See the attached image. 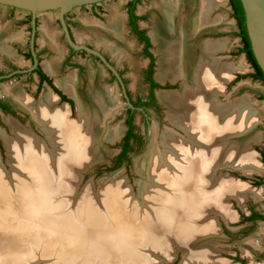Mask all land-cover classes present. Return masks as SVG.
I'll return each mask as SVG.
<instances>
[{
	"label": "bare ground",
	"instance_id": "6f19581e",
	"mask_svg": "<svg viewBox=\"0 0 264 264\" xmlns=\"http://www.w3.org/2000/svg\"><path fill=\"white\" fill-rule=\"evenodd\" d=\"M164 2V22L157 21L151 31L159 56L157 78L174 83L183 80L179 90H166L158 97L169 107L168 120L182 133L164 130L145 159L138 160L142 176L138 197L121 174L114 182L103 181L106 184L100 193L94 194L89 185L78 197L75 188L82 169L87 171L106 158L108 152L99 145L100 140H111L121 133L119 127L109 125L120 105L113 87L98 89L85 100L77 91L74 77L58 81L75 99L76 118L71 117L66 104L58 106L53 94L48 93L35 103L19 93V105L31 112L45 139L36 138L11 120L13 138L1 134L19 174L4 173L0 167V186L18 182L26 219L34 220L49 239L54 236L55 241L59 240L71 264H162L163 256L172 251L173 241L186 256L197 257L193 261L186 257L183 264H228L224 259L212 258L215 246L197 239H206L214 231V223L208 218L211 212L231 219L227 194L240 201L245 199L247 188L242 181L216 176L221 165L227 166L234 157L238 161L232 167L242 165L244 160L248 172L261 171L260 165L252 162L249 150L241 149L242 153L234 156L235 141L230 148L229 139H225L230 132L235 135L248 130L254 117L244 103L229 106L218 99L224 82L231 76L230 67L215 58L222 42L206 41L197 47L187 44L190 34L185 25L179 27L177 2ZM216 4L218 0L200 1L191 32L199 33L214 21L211 15ZM121 24L119 20L109 28L116 40L109 42L114 51L120 48ZM47 67L52 70L53 64L48 63ZM46 209L58 215L59 220L48 219ZM4 230L0 233L6 238L20 234L19 230ZM18 247L10 256L9 252L3 253L0 264H21L33 259L31 251L23 249L26 253H17Z\"/></svg>",
	"mask_w": 264,
	"mask_h": 264
},
{
	"label": "rangeland",
	"instance_id": "374dc122",
	"mask_svg": "<svg viewBox=\"0 0 264 264\" xmlns=\"http://www.w3.org/2000/svg\"><path fill=\"white\" fill-rule=\"evenodd\" d=\"M173 1L177 2L179 7L177 19L179 27L185 25L186 30H188V33L190 34L187 44L197 47L200 43L206 41L222 42L223 47L215 53V58L221 64L230 67L231 76L228 81L224 82V89L218 95V99L221 103H226L225 105L229 106L244 103L250 108L248 109L252 112L254 117L253 124L248 128L249 132L248 130H245L243 132H236L235 135L230 132L225 136V139H229V146L231 145L230 148L234 144L233 141H235L234 145L237 147H234L237 149H235L233 153L234 156L241 154L242 150H249L248 152H251L250 154L253 156L252 162L254 161L260 165L259 167L261 169V171L248 172L244 167V164L246 163L244 160L241 162L242 165L232 167L231 164L234 163V161H238V159L234 157L230 158L227 166L221 165L216 172V176L226 175L233 178L236 182L242 181L243 185L247 188L245 190V199L240 201L237 197L227 194V197L229 196L227 198V204L230 206L229 212L230 210L232 212L231 219L225 220V217L223 218L221 213L215 211L211 212L208 218L214 223V231L210 234L212 237L209 235L206 236L208 238H199L197 241H205L216 247V253L212 255V258L215 260L224 259L228 264H264V220L258 219L252 221L247 219L254 211L264 215V183H257L264 181V99L261 97L264 94V84L259 81H254L248 76V74L253 72V68L248 61L246 54L240 52L242 44L240 38L237 36V24L235 18L232 16V8L229 0H218L219 4H216L217 6L215 5L211 15L214 21L205 26L206 28H202L199 33H195V31H192V33L190 26L193 17L199 10L201 0ZM164 4V0H147L136 8V12L141 15L139 25L150 36L154 24L157 21L164 22V16L161 11V5L163 6ZM120 21L122 23V27L120 28L122 35L120 41H118L120 43L118 51H114L111 48V45H109V42L114 43V41H116L111 36L109 29L92 40L89 44L104 52L113 64L119 70H122L131 97L134 100H137L139 97H147L150 94V87L146 76L149 60L148 56H146L143 51V44L136 38L130 29L127 15ZM27 38V34L0 31V40L7 46V49L5 50L0 48V68L7 70L9 67V61L23 67H27V65L30 64V61L24 58L20 51L16 50L18 46L22 45V43L25 44ZM38 42V48L40 50L44 47L43 44H46L45 46L50 48V51L47 50L46 52H41L42 63L43 65L46 64V66L48 63H53L55 67V63L58 59L68 51L64 39L48 37L46 40L44 37L38 36ZM152 50L153 52L155 51V60L158 62L159 56L156 53L157 46L155 43H153ZM76 60L83 67L80 79L82 82L80 90L82 92L81 95L85 100H89L90 94H96L100 89L113 87L116 91L120 105L118 106V110L114 113L115 115L112 120H110L109 125H113L112 127L116 125L115 127H119L121 132L119 133L120 136L118 135L111 140H100L99 145H102V147L108 152L105 155L106 158L95 163L87 171L82 169V176L79 177L81 180L78 182V186L75 187L77 190L76 192L79 191L77 196L80 197L85 191L84 188L89 185L95 190L94 194L100 193L103 185L114 182L113 179L117 178L118 174H121L129 186L130 191L134 196L138 197V183L142 179V176L139 172L137 173L136 166L138 165V160L145 159L146 154L149 152V140L152 137L154 140H160L164 130L166 131L168 128L174 130L176 133L182 132L177 126H174L168 120L167 116L169 107L164 102L163 104H165V107L159 102L158 107L150 108V115H145L141 112H134L132 118L134 130L138 133L141 139L134 140L131 143L130 148L127 151V158L121 163H118L119 154L124 143L123 138L128 129L126 124L127 102L117 82L110 79L109 72L100 64V62L95 61L88 54L82 53L76 54ZM156 66L158 69L157 64H155V67ZM76 76L77 69L73 68L66 70L60 76H55V81L57 80L58 82L60 81L59 79L66 80L71 77L76 79ZM182 80L178 79L175 81L176 84H174L170 82V79H167L165 85L156 88V91H159L160 89L177 91L181 88L179 85L182 83ZM57 84L59 85V83ZM6 93L10 100H17L16 96L20 93L27 96L30 100L32 98L36 99L35 101L32 99V101L36 103L46 96L49 93V90L44 88L41 92H36V87L33 81H28L26 75H21L1 82L0 97L4 96ZM50 94L53 93L50 92ZM53 95L56 97L55 94ZM56 100L58 106H60L57 97ZM65 106H67V104ZM23 109L26 110V108ZM23 112L24 111L22 110L20 111L21 114L19 113L17 115L0 112V167L4 173L19 174V172H16L14 169L15 165L12 164L8 146L4 145V141L1 140V134L7 138H13V132L9 123L10 120L12 123L20 125L30 131L36 136V138L45 139V134L40 128H38L39 126L36 124L31 112L28 111L30 114H24ZM70 115L72 118L77 117L76 112L74 115L70 112ZM121 126L122 128H120ZM153 129L156 130V134L154 133L155 135L150 133ZM242 135H244V137ZM103 143H105V145ZM6 179L8 178L6 177ZM6 179H2V182L4 181V183H6ZM105 180L107 181L106 183L104 182V184L103 181ZM6 184H4L5 186H0V231H3L4 229L11 232L13 230H19L20 234L13 236L8 235L9 237L6 238L4 237L6 236L5 234L2 236L0 233V258L3 253L7 252H9L7 253L8 256H10L12 253L11 251L14 248L16 249V246L18 245L24 248L21 249L18 247L17 253H26L24 251L26 250L28 252L31 251L30 253L34 255L33 259H30V261H27L26 259L22 263L69 264L68 262H70L71 264V259L69 256L65 255V247L62 246L60 241H55L54 236L51 237L53 240L49 239V235H46L47 233L42 230L40 231V229H38L39 225L35 223L34 220L28 221L26 219L23 208L24 197L21 196L19 193L20 191L18 192L20 187L18 182L16 181L13 182V184ZM26 193L30 192L26 191ZM68 210H70V208L62 210V213L68 212ZM54 214L55 213L49 212V209H46L45 211V215L48 219L55 221L59 220V216ZM205 221L207 220L205 219L203 222ZM30 230L34 232L32 233ZM173 243L171 253H168V255L166 254L161 259L162 264H183L186 257V259H191L192 261L197 258L194 256H186V252L176 247L177 242L173 241ZM14 256L17 257L18 255L14 253ZM235 258H240L242 262ZM7 260L6 261L9 262V259Z\"/></svg>",
	"mask_w": 264,
	"mask_h": 264
},
{
	"label": "water",
	"instance_id": "95a60500",
	"mask_svg": "<svg viewBox=\"0 0 264 264\" xmlns=\"http://www.w3.org/2000/svg\"><path fill=\"white\" fill-rule=\"evenodd\" d=\"M128 1L129 0H0V31L27 35L29 33L27 24L21 21L24 13L19 10L11 13L9 8L3 5L30 11L32 13L33 27L31 46L34 48V34L36 31L37 16L40 28L38 36L45 37L47 35L50 38L63 39L61 29L57 20L55 19L58 14L69 45L75 50L84 49L90 53L98 55L106 64V66L118 76L121 84L123 85V93L127 99V103L130 107H133L129 100V96L127 95L124 83L119 77L117 69L98 50L90 48L85 44L75 42L70 34L65 18L67 13L75 9L76 18L79 20L80 25L72 26L73 35L76 41L90 43L92 40H94L96 37L127 15ZM145 1L147 0H141L137 7ZM241 3L244 8L245 24L250 39L251 48L258 65L264 73V0H241ZM91 4L96 5L95 7H92ZM53 10L58 11V13L48 12ZM156 79L161 85H165V82L159 80L157 77ZM163 91L166 90L160 89L157 91V96ZM160 103L164 106L161 101ZM150 133L154 135L155 130L150 131ZM1 140L3 141V138ZM153 142L154 139L152 137L149 140L150 147L152 146ZM137 166L136 169L138 173Z\"/></svg>",
	"mask_w": 264,
	"mask_h": 264
},
{
	"label": "flooded vegetation",
	"instance_id": "af4514ba",
	"mask_svg": "<svg viewBox=\"0 0 264 264\" xmlns=\"http://www.w3.org/2000/svg\"><path fill=\"white\" fill-rule=\"evenodd\" d=\"M140 1L141 0H129L128 5H127V18H128V23H129L130 29H131L132 33L136 36V38L143 44V51L146 54V56H148V60H149L148 61V63H149L148 68L146 71V76H147V82L149 83V87H150V94L147 97H139L137 100H134L131 97L129 89L126 86V81H125V77L123 75L122 70H119L104 52H102L99 49L94 48L89 43H81V42L76 41V39L73 35L72 26L73 25L78 26V25H80V22L76 18L75 9H73L72 11H70L69 13H67L65 15L66 23H67V26L69 28V31H70V34H71L73 40L77 43L85 44L90 48L98 50L117 69L119 77L121 78V80L124 83L127 95L129 96V100L133 105V107H130L127 103V107H126L127 108V110H126V112H127L126 124L128 126V129H129L128 119L130 117L133 118L134 112H141V113H144L145 115H150L151 114L150 108L158 107L159 106L158 103L160 102L158 99V96H157L156 88L161 87V84L156 79V73H157L158 69H157V66L155 67V64L158 65L159 60H158V62H156V60H155V51L153 52V50H152V46H153L154 42H153L151 36L149 34H147V32L144 29H142L139 25V20L141 19V15H139L136 12V7ZM133 3H135L134 14L136 16H138V19L135 20L136 21V27L138 30L143 31L144 36L148 37L150 46H148L147 41L142 39L141 36L137 33V31L135 30V27L132 23L131 15H130V9H131V6ZM95 5L96 4H91L92 7H95ZM3 6H6L7 8H9L11 13H14L16 10H19V11L24 13V16H23L21 21L26 23L27 27L29 28L28 29L29 30L28 31L29 32L28 38H27V41L25 42V44L22 43V45L18 46L16 50L20 51L23 54L24 58H26L30 61V64L27 65V67H23V66L16 65V64L9 61L8 62L9 67L7 70L0 68V84L2 81L7 80L9 78L21 76V75H26L28 81H33V83L35 84L36 92H41L44 88L48 89L49 93L51 92V93L56 95V97L58 98L59 104L60 105L67 104L71 114L74 115L76 112L75 99L72 96H70L63 88H61L57 84V80L55 81V76H60L66 70L76 68L77 69L76 79L78 80L77 91L80 94H82V92L80 90L82 82L80 79H81L83 67L76 60V54L82 53V54H88L95 61L100 62V64L103 65L105 67V69L109 72L110 79H113L117 82L118 86L120 87V89L122 90V93H123V85L121 84L118 76L110 68H108L106 66V64L101 60V58L98 55L90 53L84 49L75 50L69 45V43L66 39L65 31H64L63 26H62L60 19L58 17V14H57L55 19L57 20V22L59 24V27L61 29V34H62V37L65 41V44L67 45L68 51L66 53H64V55L61 56V58L58 59V61L55 63V67H54V64L52 63L53 69L50 70L47 67L48 65L47 66H46V64L43 65L42 60H41V52H46L47 50L50 51L49 50L50 48L48 46H45L46 44H43L44 47L41 48V50L38 48V45H39L38 35L40 32V28H39V24H38V16L36 18V31L34 34V48H32V46H31L32 45L31 42H32V38H33L32 13L30 11H27V10L11 7V6H7V5H3ZM84 6H88V5H84ZM81 7H83V6H81ZM48 12H57L58 13V11H56V10L48 11ZM44 38L47 40L48 36L46 35ZM0 48H3V50L7 49V46L5 45L4 42H1V40H0ZM147 51L150 52L151 55H149L147 53ZM156 53H157V51H156ZM157 55H158V53H157ZM151 64H152L151 77H152V80H154L158 84L157 86H153L151 83V80L149 79V69H150ZM155 70H156V72H155ZM51 71H53V72H51ZM59 80H62V79H59ZM123 96L125 98L124 93H123ZM8 97L9 96L7 93L4 96L0 97V112L1 113L3 112L5 114H10V115L16 114L17 115L20 113V111L23 110L24 114H27V113L30 114L28 111H26L20 107L17 100H14V99L10 100ZM32 99L34 101L36 100L34 98H32ZM125 100L127 102L126 98H125ZM132 124H133V121H132ZM128 129H127V132H128ZM133 131H134V133H136L138 135V133L135 130H133ZM127 132H126V134H127ZM126 134H125V136H126ZM125 136L123 138V142H124ZM138 139H141L139 135H138L137 139L130 138V143H132L134 140H138ZM122 150H123V145H122ZM122 150H121V152H122ZM121 152H120V154H121ZM120 154H119V156H120Z\"/></svg>",
	"mask_w": 264,
	"mask_h": 264
},
{
	"label": "trees",
	"instance_id": "16d2710c",
	"mask_svg": "<svg viewBox=\"0 0 264 264\" xmlns=\"http://www.w3.org/2000/svg\"><path fill=\"white\" fill-rule=\"evenodd\" d=\"M229 3H230L231 8H232V16L235 18L236 24H237V29H238L237 30V36L240 38L241 44H242L240 52L246 54L247 59L253 68V72L248 74V76H250L254 81H259V82L264 84V73H263L262 69L260 68V66L258 65V63L255 59V56L253 54L252 48H251V43H250V39L248 36L246 24H245L244 8H243V5L241 3V0H229ZM134 9H135V3L132 4L131 9H130L131 20H132V23L135 27V30L141 36L142 39L147 41V45L150 46L148 37L144 36L143 31L138 30L136 27V21L135 20L138 19V16H136L134 14ZM147 53L149 55H151L150 52L147 51ZM151 74H152V64H151L150 69H149V79L151 80V83L153 86H157L158 84L154 80H152ZM261 97L264 99V94ZM128 124H129V129H128V132H127L125 139H124L123 150L119 156L118 163H121L122 161H124L127 158V151L131 145L130 138H134V139L138 138V135L136 133H134V131H133L134 125L132 124V118L131 117L128 119ZM263 162H264V154H263ZM257 183H264V181L263 182H257ZM247 219L252 220V221H256L258 219L264 220V215L259 214V213L254 211L250 216H248ZM236 259L241 260L240 258H236Z\"/></svg>",
	"mask_w": 264,
	"mask_h": 264
}]
</instances>
